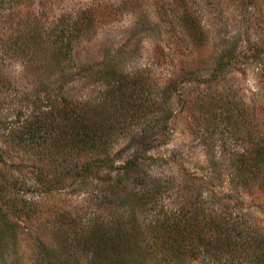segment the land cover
Segmentation results:
<instances>
[{
	"label": "rangeland",
	"instance_id": "rangeland-1",
	"mask_svg": "<svg viewBox=\"0 0 264 264\" xmlns=\"http://www.w3.org/2000/svg\"><path fill=\"white\" fill-rule=\"evenodd\" d=\"M172 1L0 0V264H88V254L74 242V231L78 228L85 232L97 221L104 223L111 212V206L107 207L102 199L105 184L99 178L94 181L73 176L72 171L82 165L77 163L85 161L86 153L66 149V142L60 146L63 141L59 138H54L47 149L27 143L10 154L1 147L11 139L6 132L13 120L26 119L29 104H32L30 100L34 99V104L39 105L42 81L50 78L40 63L55 60L57 50L55 46H44L45 54L38 53L30 65L25 63L22 69L28 54L23 53L22 57L21 49L16 46L18 40L15 41L18 35H24L22 30L27 34L24 39L38 40L31 35L45 38L44 33L54 21H68L78 13L88 12L89 32L69 42L70 56L59 60L58 68L69 66L71 72L78 69L76 76L65 85L70 91L67 93L95 101L103 91L117 86L116 75L120 72L143 73L145 77L146 103L139 100L141 106H136L132 119L106 123L116 128L107 142L109 155L114 154V163L133 154L139 143L137 135L144 131L147 139L157 137L145 151L152 159L143 170L152 180L165 181L160 191L170 192L179 186L202 188L203 199L210 194L207 191L218 195L231 189L224 175L218 182L213 176L211 186L205 184L206 180L193 177L198 178L203 172L206 159L216 160L217 145L226 136L227 143L238 150L245 147L244 132L247 137L255 134V129L264 132V0H256L254 6L248 3L252 19L248 25L243 18L246 13L234 0H179L177 12ZM184 9L188 11L187 16L186 11L182 12ZM186 22L193 24L189 33L184 29L188 27ZM198 34L200 42L196 39ZM5 39L14 42L3 46ZM253 43L261 46L256 58L252 57L254 49L249 48ZM226 44H233L238 54L216 81H185L180 84V95L171 92L162 99L160 109L168 114V127L161 130V134L156 126L160 113L155 105L159 87L184 67L186 61H196L198 67L208 53ZM250 55V59L245 58ZM101 64L113 71L106 80L90 70ZM201 69L204 70V66ZM199 75L206 77L204 72ZM208 97L218 101L217 109L223 102L235 105L233 117L246 116V130L235 132L218 114L217 121H221L217 125L211 118L214 107L207 102ZM132 103L138 104V101L134 99ZM105 107L109 112L110 108ZM208 126L213 128L212 137L207 134ZM238 133L242 134L237 136ZM173 154L179 162L165 164L157 160V157L167 158ZM39 166L46 167L47 173L41 181ZM259 177L245 176L247 184L241 188L239 197L248 208H252L255 201L250 191ZM212 198L213 205H217L215 196ZM260 207L262 210L252 208L251 211L264 226V206L260 204ZM112 211L115 217H124L121 208Z\"/></svg>",
	"mask_w": 264,
	"mask_h": 264
},
{
	"label": "trees",
	"instance_id": "trees-1",
	"mask_svg": "<svg viewBox=\"0 0 264 264\" xmlns=\"http://www.w3.org/2000/svg\"><path fill=\"white\" fill-rule=\"evenodd\" d=\"M234 1L246 13L243 18H246L245 23L248 25L252 20L248 3L254 6L256 0ZM179 2H171L176 12L179 10ZM253 10H256V6ZM182 12H185V16L188 15L187 10ZM89 21L88 12H82L70 17L68 21H54L44 33L45 38L35 34L31 36L39 38L38 40L30 37L24 39L27 35L24 30V35L16 37V46L21 49V56L28 54L21 65L22 69L25 68L24 64L31 63L38 53L45 54L44 46H55L57 50L55 60L51 63H40V67H43V71L50 78L44 77L42 81L38 91L39 105L34 104V99L30 100L32 104L28 105L26 119L13 120L6 132L11 139L1 145L3 151L10 154L17 152L27 143L47 149L54 138H59L63 141L60 146L66 142V149L70 147L74 148L76 153L87 154L85 161L77 163L82 165L72 171L73 176H83L94 181L99 178L105 184L102 199L107 207L111 206L107 221H97L92 224L94 227L85 232L78 228L74 231V242L78 249L88 254V264H264V226L257 222L251 211L252 208H261L260 204L264 206V132L260 133L255 129V134L248 137L244 132L242 136L246 138L245 147L238 150L227 143L228 136L217 145L219 152L216 160L206 159L202 166L203 172L193 179L206 180L205 184L211 186L210 179L213 176L216 182L225 176L231 189L228 193L218 195L211 190L207 191L210 194L203 199L202 188L188 189L179 186L166 193L159 190L165 181H154L143 170V166L148 165V160L152 159L145 151L157 137L147 139L144 131L137 135L139 143L133 154L118 164L114 163V154L109 155L107 145L108 138L116 132L112 124L118 123L119 120L132 119L133 114L137 112L136 106H141L139 100L143 99L146 103L145 77L143 73L120 72L116 75L117 86L108 92L103 91V95H99L95 101L87 96L81 99L76 94H68L70 91L65 85L76 76L78 69L71 72L69 66L58 68L59 60L70 56L69 42L89 32ZM186 23L188 27L184 29L189 33L193 24ZM22 27L26 25L23 23ZM199 37L200 34L196 36L197 42H200ZM13 42L11 39H5L3 46L8 47ZM253 44H250L249 48L254 49L252 57L256 58L261 46ZM243 52L245 55L246 51ZM237 54L233 44L223 45L217 51L208 53L202 65L196 67V61H186V65L177 70L173 77L166 79L159 87L157 102H154L158 106L157 112L160 113L156 126L161 134L168 127V114L164 109H160L162 99L168 97L171 92L180 95V84L185 81H216L218 75L232 65ZM250 57L251 55L245 58ZM201 66L205 69L202 70ZM90 70L92 73L98 72L105 80L113 72L106 64H101L93 69L94 71ZM200 72L206 74L204 79L199 75ZM134 99L138 104L132 103ZM207 102L214 107L211 118L218 122L217 125L221 119L217 121L216 114L222 115L223 121L231 124L235 132L246 128V116L233 117L235 105L223 102L217 111L215 105L218 101H211L208 97ZM105 106L110 108L109 112ZM110 121L112 124H106ZM209 128L210 126L207 129ZM213 133L211 127L207 134L212 137ZM241 134L238 133L237 136ZM234 138L240 140L239 137ZM211 146L213 147V143ZM55 151H58V148ZM157 160L166 164L169 161L179 162L180 159H174L173 154L167 158L157 157ZM38 168L41 181L47 174L46 167ZM193 172L191 171L192 175ZM245 176H260L256 186L250 191L251 198L255 199L252 208L244 205L239 197L241 188L247 184ZM212 196L218 201L217 205H213L215 201ZM117 207L124 210V217H115L112 210ZM1 214L3 217L7 216V213Z\"/></svg>",
	"mask_w": 264,
	"mask_h": 264
}]
</instances>
